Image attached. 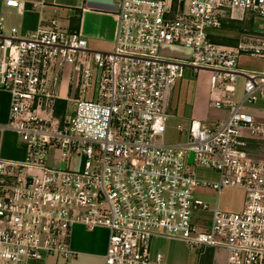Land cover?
I'll return each instance as SVG.
<instances>
[{"label": "built area", "instance_id": "2783aa9c", "mask_svg": "<svg viewBox=\"0 0 264 264\" xmlns=\"http://www.w3.org/2000/svg\"><path fill=\"white\" fill-rule=\"evenodd\" d=\"M115 1L110 52L89 50L56 21L23 36L0 20V90L11 96L7 129L25 150L23 161L0 158V264L75 260L70 240L77 225L108 232L104 264H162L161 254L150 253L153 239L221 249L225 264H264V159L251 150L252 140L264 139V123L244 112L264 101V65L239 67L242 55L264 62V26L255 43L234 47L208 33L236 14L264 21V0ZM5 5L18 8L16 0ZM162 45H180L191 57H163ZM67 66L81 73V97L75 114L57 118L56 74ZM186 71L207 76V107L228 115L209 126L192 120L188 130L179 128L187 140L167 146V103ZM94 84L98 101L84 100ZM53 153L80 166L51 169ZM193 166L215 171L219 181L195 179ZM199 188L241 190L243 209L211 210L194 197Z\"/></svg>", "mask_w": 264, "mask_h": 264}, {"label": "rangeland", "instance_id": "374dc122", "mask_svg": "<svg viewBox=\"0 0 264 264\" xmlns=\"http://www.w3.org/2000/svg\"><path fill=\"white\" fill-rule=\"evenodd\" d=\"M235 18L239 23L235 24L234 29H209L208 33L215 36L214 39L216 40V43L221 40L237 42L230 47L237 46L240 43H255V34L264 26V21L254 17L252 19L253 24L251 30H248L246 24L251 20L250 16L236 14ZM160 55L167 58L189 60L191 57V51L180 45H162L160 48ZM89 65V68H91L94 77L96 78L99 70L93 66L92 62H90ZM263 65L264 62L261 59L252 58L249 55H242L239 62V67L248 71L260 69ZM68 74H72L70 94L66 98L58 100H64L67 102V114H75V112H73L75 109V103L79 97H81V73L77 72L74 67L67 66L59 68L56 74V93L61 95L64 94V84ZM184 76V79L176 84L167 103L170 119L166 124V132L163 137V143L167 146L175 145L181 141L183 142L187 140L186 136L180 135L179 128L188 130L192 120H205L206 122L203 124L209 126L213 123L224 120L228 115V112L225 110H216L207 107L206 99L209 95L208 91L205 90L206 82L202 81L205 77L204 74L197 79L193 76L192 72L186 71ZM96 94L97 84H94L87 88L86 93L83 95L84 100L98 101ZM215 94L216 93L213 92V95L210 96L211 99ZM242 94V88H239V98ZM261 104L262 103L259 102L253 105H247L244 108V112L252 115L257 122L263 124L264 121L258 120L255 117L256 112H254L255 109H260ZM42 117L49 123H54L51 116L42 114ZM261 141H264V139ZM79 166L78 162L70 164L66 161H62L59 153H53L51 159L47 162V167L54 170L67 171L70 167L73 169L78 168ZM191 170L194 178L199 181L207 183H215L219 181V174L208 168L193 166ZM32 173H37V171L33 170ZM194 197L202 201L211 210L218 208L233 213L240 212L243 209L245 201V194L243 191L230 188H225L220 193L210 188H199L195 191ZM200 214L206 216L209 215V213L203 212H200ZM75 227H73L71 231L70 247L72 244L75 249L82 253L79 254L75 260L65 262L63 259L54 256L47 261L30 262L28 264H104V261L94 253L95 250H92L89 245V238L91 237L89 230L87 231L85 228ZM150 253L153 257L157 254H161L164 257L162 264H225L226 262V253L221 249H204L202 251H195L189 249L183 243L170 239H153L150 243Z\"/></svg>", "mask_w": 264, "mask_h": 264}, {"label": "crops", "instance_id": "0c3cea01", "mask_svg": "<svg viewBox=\"0 0 264 264\" xmlns=\"http://www.w3.org/2000/svg\"><path fill=\"white\" fill-rule=\"evenodd\" d=\"M6 1L0 0V20L4 22L6 29L16 28L21 35L28 36L40 27L48 28L52 21H56L62 29L69 33H78L85 39L89 50L110 52L114 48L118 12L115 0H16L18 8L15 9L6 7ZM1 57L0 52V59ZM71 75H67L64 94H60L62 99L70 94ZM202 81L206 82L205 90L208 91L206 75ZM260 102L262 103L260 109L254 110L255 117L264 121V101ZM10 108V94L0 90V158L19 162L23 161L25 150L18 136L7 129ZM251 145L254 157L264 159V141L252 140ZM77 227L84 229L80 225L75 228ZM89 233L91 249L104 261L107 231L98 229ZM71 248L78 256L82 254L72 244Z\"/></svg>", "mask_w": 264, "mask_h": 264}, {"label": "trees", "instance_id": "16d2710c", "mask_svg": "<svg viewBox=\"0 0 264 264\" xmlns=\"http://www.w3.org/2000/svg\"><path fill=\"white\" fill-rule=\"evenodd\" d=\"M251 20L247 22L246 24V28L249 30H251V27H252V24H253V17H251ZM238 20H230V19H227L226 21H224V24L222 26V28H226V29H234L235 27V24H238L239 22H237ZM228 27V28H227ZM214 41L216 42V40L214 39ZM218 42V41H217ZM220 45H223V46H232V44L234 43H237V42H229L228 41H225V40H221L218 42ZM52 106L54 107L55 109V117L59 118V117H62V116H65L66 114V109H67V102L64 101V100H56V101H53L52 102Z\"/></svg>", "mask_w": 264, "mask_h": 264}]
</instances>
